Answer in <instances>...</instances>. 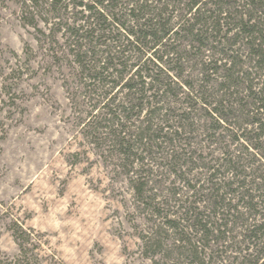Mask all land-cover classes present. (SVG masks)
Returning a JSON list of instances; mask_svg holds the SVG:
<instances>
[{
  "label": "rangeland",
  "instance_id": "1",
  "mask_svg": "<svg viewBox=\"0 0 264 264\" xmlns=\"http://www.w3.org/2000/svg\"><path fill=\"white\" fill-rule=\"evenodd\" d=\"M214 1L200 0L201 12L212 8L217 15L223 8L231 18L218 17L220 32L208 25L207 46H229L237 20L259 13L245 0ZM83 9L71 4L54 12L45 0H0V264H256L258 258L264 264V253L241 241L244 232L233 221L225 236L215 231L209 239L196 227L200 212L211 224L226 220L214 219L208 188L214 185L207 167L216 159L243 156L248 165L246 176L224 172L218 183H251V171L264 174V137H240L238 128L264 116L253 99L264 90V71L255 67L247 39H236L225 56L198 49L185 33L171 39L179 50L174 57L184 58L169 64L181 89L167 107L169 114L191 110L192 121L180 126L178 118L155 119L151 137L140 141L146 111L133 110L130 119L121 113L113 125L102 106L127 101L125 89L109 83L104 98L94 93L63 36L61 24H71ZM183 16H190L188 9L177 3L164 14L171 24ZM232 54L239 79L229 96L219 88L223 70L204 69L206 55L224 62ZM204 89L213 94L207 101L196 96ZM221 99L231 109L219 125L213 108ZM123 139L136 144L129 154L118 145Z\"/></svg>",
  "mask_w": 264,
  "mask_h": 264
},
{
  "label": "trees",
  "instance_id": "2",
  "mask_svg": "<svg viewBox=\"0 0 264 264\" xmlns=\"http://www.w3.org/2000/svg\"><path fill=\"white\" fill-rule=\"evenodd\" d=\"M210 2L217 3L214 0H210ZM244 2L245 6L252 7L259 15L237 20L230 37L233 43H229V46H221V41H217L216 38H214L217 41L214 46L212 44L207 46V36L211 29L208 25L212 26V29L215 28L216 32H220L218 17L222 16L221 19L227 20L231 16L223 8L217 15L214 14L216 12L212 8L201 12L200 0H187V2L184 0H70L69 2L67 0H45L46 5L54 12H66L71 4L76 8H84L80 12L82 15L78 18L75 17L71 24L68 22L61 24V20L59 21L64 30L63 36H66L68 40L71 39L72 54L82 69V73L89 78V85L94 86V93L104 98L108 94L104 91V87L109 83H113L112 88L119 86L125 89L127 101L116 106L113 105L114 102H110L108 105L105 103L102 106V109L106 110L105 114L112 115L109 121L113 125L119 124L121 117L123 118L121 113L127 114L126 118L130 119L133 110L138 114L146 111L148 115L141 122L147 124L148 128L140 134V141L151 137V134L148 135V131L152 130V125L156 124L155 119L164 122L168 118H178L180 126H188L192 121L191 110L169 114L171 108L167 107V99L177 97L179 95L177 92L181 89L178 81L173 79L170 74L173 69L169 66L175 60L179 61L184 58L181 53L179 58L174 57L175 55L179 56V50L169 44L171 39H175L181 33H185L193 43H198V49L209 50L215 54L221 53L224 56L226 55L225 50L228 48L232 50L231 45L236 43L239 38H246L255 67L264 71V26L262 23L264 22V2H259L258 6H256V0H245ZM176 3L177 6L180 4L186 6L190 16H183L178 22L171 24V18L164 17V14L167 7H173L174 4L176 6ZM192 10L195 11L192 13ZM207 12L209 13L206 14ZM122 31H125V34ZM163 47L165 48L163 55L158 56L157 52ZM184 53L186 54V50ZM170 54L172 57H167L165 60L164 56ZM206 56L209 62L205 66L204 73L212 70L210 73L213 74L223 70L225 83L221 84L219 88L221 91H226V95L227 93L229 96L233 95L232 92H235L230 91L231 85L237 86L239 79L234 73L238 64V59H236L238 56L228 55L224 62H220V59L212 61L210 55ZM219 62L220 64H218ZM204 64H206L205 61ZM114 77L116 79L112 80ZM206 82L209 83V81ZM189 86L190 92L193 94L195 92L192 91L193 86L190 84ZM204 88L207 87L204 86ZM208 91L206 89L196 91V96L199 95L200 99L208 100L213 96ZM253 99L258 110L257 115H264V90L256 93ZM245 106H247V102L242 107ZM95 107L96 105H94ZM191 107L190 109H193L194 106ZM164 109L166 114L161 117L160 114ZM229 109L231 108L223 103V99L217 100V104L213 108L218 115L214 120L215 123L220 125V121H228V113L223 112H227ZM245 124L246 127L243 126ZM238 128L243 130L240 137L246 132V134H254L256 139H260L264 137V116L262 118L253 116L251 120L243 121ZM229 129L231 128L229 127ZM160 137V135H156V138ZM248 138L246 137L247 140ZM118 145L125 154H129L136 144L123 139V141H119ZM215 162L216 164L207 167L210 173L208 182L217 186L215 188L208 186V188L211 190L216 208L214 219L216 217L219 220L221 219L220 215H223L226 220L218 224L214 220V223L211 224L210 219L203 220L201 216L204 214L200 212L196 227L199 232H202V237L209 239L215 231L225 236L230 231L228 223L233 221L234 224L242 227L244 233L241 241H247L253 249H257L256 251L263 254L264 174H260L256 170L251 171L255 177L251 183H247L246 179L240 183L236 180L218 183L214 179L218 177V174L224 172L235 174V177L240 174L246 176L245 171L248 165H246V158L243 156H225L220 160L216 159ZM256 179L258 180L256 181ZM234 199H236V203H233ZM246 213L247 219L244 218ZM249 213L253 214L249 216ZM228 215L233 218H229ZM214 224L218 226L214 227ZM259 261L258 258L255 263L257 264ZM199 263L205 264L203 261Z\"/></svg>",
  "mask_w": 264,
  "mask_h": 264
}]
</instances>
